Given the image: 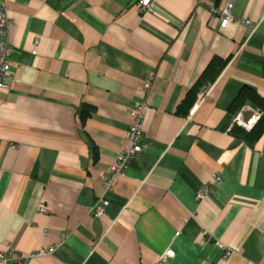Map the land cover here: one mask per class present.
Masks as SVG:
<instances>
[{
	"label": "crops",
	"instance_id": "crops-1",
	"mask_svg": "<svg viewBox=\"0 0 264 264\" xmlns=\"http://www.w3.org/2000/svg\"><path fill=\"white\" fill-rule=\"evenodd\" d=\"M228 1L0 0V264L37 250L27 264H157L169 249L166 264H264V132L228 130L244 87L264 98V0H233L223 26L212 7ZM216 56L231 58L188 96ZM134 101L146 146L97 215Z\"/></svg>",
	"mask_w": 264,
	"mask_h": 264
},
{
	"label": "built area",
	"instance_id": "built-area-1",
	"mask_svg": "<svg viewBox=\"0 0 264 264\" xmlns=\"http://www.w3.org/2000/svg\"><path fill=\"white\" fill-rule=\"evenodd\" d=\"M158 0H134L137 7L141 12L147 11ZM233 0H229L224 7H212V11L219 15L221 18V24L226 26L227 23L234 18ZM244 23L250 24L251 21L244 19ZM12 25V19L8 15L7 5L5 3L0 5V90L7 89L11 82V45L9 42V30ZM152 78H148L144 82L143 91H149L151 87ZM147 104L145 101H134L130 108V114L132 116V123L127 130L126 139L127 142L123 149L117 154L115 162L112 163L105 173L101 176V187L104 191L102 199L95 204L94 211L97 215H102L105 212L106 206L109 204V200L105 196L108 193L115 182V180L125 175L129 163L139 157L142 151L145 149L146 143L144 141V116ZM262 111L251 105L244 104L233 115L231 124L228 130H231L235 125L244 128L247 131H251L260 119ZM264 150V149H263ZM222 179V175L217 174L215 176V182L218 184ZM42 211H46V208L42 207ZM46 251L37 250L28 254H17L15 256L16 264H27L28 261L34 257L43 255ZM174 256V252L169 249L165 251L158 259L157 264H166L167 259ZM9 257L5 252H0V261H9Z\"/></svg>",
	"mask_w": 264,
	"mask_h": 264
},
{
	"label": "trees",
	"instance_id": "trees-1",
	"mask_svg": "<svg viewBox=\"0 0 264 264\" xmlns=\"http://www.w3.org/2000/svg\"><path fill=\"white\" fill-rule=\"evenodd\" d=\"M230 58V56L226 58L217 56L214 57L206 67L205 71L197 79V81L189 91L188 96L192 95L195 97L204 85L212 83L220 74L222 69L227 65ZM246 102H250L253 106L259 108L262 111V115L251 131H247L244 128L236 125L233 128L239 127L241 128L244 135H252L254 138H257L264 132V98L256 91L244 87L235 101L236 107H238L237 109H239ZM84 108L81 111L83 120L90 114L92 110L95 109V107L93 105H85Z\"/></svg>",
	"mask_w": 264,
	"mask_h": 264
}]
</instances>
